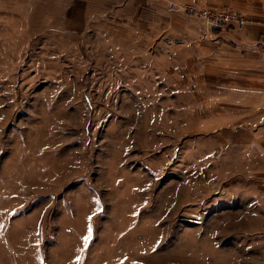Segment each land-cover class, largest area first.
<instances>
[{"label":"rangeland","instance_id":"1","mask_svg":"<svg viewBox=\"0 0 264 264\" xmlns=\"http://www.w3.org/2000/svg\"><path fill=\"white\" fill-rule=\"evenodd\" d=\"M256 27L264 0H0V264H264Z\"/></svg>","mask_w":264,"mask_h":264},{"label":"crops","instance_id":"2","mask_svg":"<svg viewBox=\"0 0 264 264\" xmlns=\"http://www.w3.org/2000/svg\"><path fill=\"white\" fill-rule=\"evenodd\" d=\"M263 30L260 27H256L252 32L246 34V30L243 33V37H240L237 41V45L242 49L243 47H250L251 50L255 51L257 44L260 42L258 39L264 38L260 36Z\"/></svg>","mask_w":264,"mask_h":264},{"label":"built area","instance_id":"3","mask_svg":"<svg viewBox=\"0 0 264 264\" xmlns=\"http://www.w3.org/2000/svg\"><path fill=\"white\" fill-rule=\"evenodd\" d=\"M202 14L205 17L207 16L204 12ZM231 22L234 23L236 26H241L243 23L241 18L234 17L233 15L227 13H219L217 15H213L210 17L209 20V23H211L212 27L215 28H221L224 23L227 24Z\"/></svg>","mask_w":264,"mask_h":264},{"label":"snow or ice","instance_id":"4","mask_svg":"<svg viewBox=\"0 0 264 264\" xmlns=\"http://www.w3.org/2000/svg\"><path fill=\"white\" fill-rule=\"evenodd\" d=\"M89 219H91V217Z\"/></svg>","mask_w":264,"mask_h":264}]
</instances>
